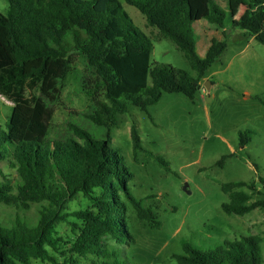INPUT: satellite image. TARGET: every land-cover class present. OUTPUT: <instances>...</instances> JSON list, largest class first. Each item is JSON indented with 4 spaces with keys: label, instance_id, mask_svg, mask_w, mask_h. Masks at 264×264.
Returning a JSON list of instances; mask_svg holds the SVG:
<instances>
[{
    "label": "trees",
    "instance_id": "16d2710c",
    "mask_svg": "<svg viewBox=\"0 0 264 264\" xmlns=\"http://www.w3.org/2000/svg\"><path fill=\"white\" fill-rule=\"evenodd\" d=\"M244 6L240 29L264 45V0H231ZM7 13L0 14V96L14 107L0 126V163L15 171L14 183H0V205L23 212L41 205L32 223L17 215L11 226L0 224V264H124L111 244L131 246L134 238L126 212L131 204L142 217L158 227L152 209L131 193L134 174L112 131L118 115L130 106L143 112L156 105L164 93H180L191 101L201 91V81L220 61L227 41L213 40L205 55L197 53L194 41L196 16L189 0H8ZM201 18L224 29L226 12L214 0H205ZM124 4L135 7L147 25L171 40L196 73L171 65L152 63L151 38L139 31ZM225 33V32H224ZM71 48L87 62L90 76L84 89L91 106L87 122L105 131L97 139L75 120L66 133L52 137L50 131L60 104V89L72 63ZM248 132L240 133L246 145ZM135 161L145 154L160 166L166 162L143 147L140 133L132 126ZM226 157L218 163L223 164ZM1 174V170H0ZM228 202L225 214L247 216L264 210V178L257 182L223 184ZM82 195L89 207L68 212L69 203ZM71 219V220H70ZM69 223L71 238H63L57 226ZM261 239L243 236L226 239L205 250L183 240L182 252L172 255L177 264H264Z\"/></svg>",
    "mask_w": 264,
    "mask_h": 264
},
{
    "label": "rangeland",
    "instance_id": "374dc122",
    "mask_svg": "<svg viewBox=\"0 0 264 264\" xmlns=\"http://www.w3.org/2000/svg\"><path fill=\"white\" fill-rule=\"evenodd\" d=\"M189 2L196 16L193 37L198 55L205 57L213 40L227 41L228 47L201 81L195 100L180 93H164L148 112L130 106L127 114L116 118L112 141L121 149L134 174L129 184L131 193L145 208L154 211L159 223L154 227L153 222L145 220L128 204L126 219L134 242L119 248L111 244V250L120 251L124 264H177L172 255L182 252L183 240L209 250L226 239L243 236L263 239L264 258V210L243 217L229 216L222 210V204L229 200L222 190L223 184L253 183L264 178V45L233 26L244 6L231 0H214L227 14L222 29L201 18L207 9L205 0ZM124 6L136 28L153 42L152 63L171 65L196 75L171 40L148 27L138 9ZM8 8V0H0V14L5 15ZM70 52L72 63L60 89V104L50 135H64L67 123L75 120L97 139H104L105 131L84 118L91 106L88 89L83 85L84 78L90 76L87 62L74 48ZM212 81L216 85L207 90L204 84L212 85ZM13 107L12 102L0 96V126L5 130ZM133 125L140 133L143 147L162 157L166 168L145 154L135 161L130 136ZM244 132L249 133V142L243 146L240 133ZM223 157L226 159L220 165ZM0 170V183L15 182L16 173L6 162L0 163ZM88 207L89 202L79 195L69 203L68 212ZM40 209L41 205L34 204L23 212L0 205V224L11 226L17 215L35 223ZM57 232L63 238L72 236L69 223L59 224ZM83 262L97 263L93 257ZM31 264L45 263L34 260Z\"/></svg>",
    "mask_w": 264,
    "mask_h": 264
},
{
    "label": "water",
    "instance_id": "95a60500",
    "mask_svg": "<svg viewBox=\"0 0 264 264\" xmlns=\"http://www.w3.org/2000/svg\"><path fill=\"white\" fill-rule=\"evenodd\" d=\"M204 85H205V88H206L207 90H210V88H211V86H212L210 82H206ZM187 188H188V185H186V186L184 187V190L186 191Z\"/></svg>",
    "mask_w": 264,
    "mask_h": 264
},
{
    "label": "crops",
    "instance_id": "0c3cea01",
    "mask_svg": "<svg viewBox=\"0 0 264 264\" xmlns=\"http://www.w3.org/2000/svg\"><path fill=\"white\" fill-rule=\"evenodd\" d=\"M242 14H243V12H242ZM242 14H241V15H242ZM206 77H208L207 74H206ZM212 82H213V83H212V86H213V85L215 86L216 84H214V81H212ZM212 86H211V87H212Z\"/></svg>",
    "mask_w": 264,
    "mask_h": 264
}]
</instances>
